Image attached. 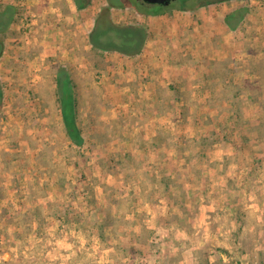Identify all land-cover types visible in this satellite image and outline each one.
Wrapping results in <instances>:
<instances>
[{"label": "crops", "instance_id": "crops-1", "mask_svg": "<svg viewBox=\"0 0 264 264\" xmlns=\"http://www.w3.org/2000/svg\"><path fill=\"white\" fill-rule=\"evenodd\" d=\"M22 1L33 19L27 50L4 43L0 66L14 54L16 66L24 56L30 72L39 73L29 72L37 83L28 95L34 104L20 110L27 121L16 119L9 131L19 152L13 155L8 145L0 150V264H71L81 251L97 264H251L252 250L240 245L246 226L250 232L264 226V185L257 178L264 170L253 180L259 170L252 163L254 155L264 161V141L258 143L264 111L241 86L259 82L249 73L264 61L255 48L262 35L246 19L253 22L255 14L231 30L225 16L234 10L218 4L156 16L112 9L115 23L145 25L147 37L139 54L102 53L105 64L95 67L87 36L105 0L94 10V0L83 8L73 0ZM248 29L256 37H245ZM54 57L73 71L77 147L87 138L93 146L91 155L74 156L73 163L52 152V142L45 150L46 134L55 128L58 150L60 136L65 139L55 74L44 71ZM82 67L86 74L75 79ZM82 79L101 87L99 111L81 110L79 98L87 95L75 82ZM71 168L77 175L67 177ZM81 173L90 187L84 199L68 188Z\"/></svg>", "mask_w": 264, "mask_h": 264}, {"label": "rangeland", "instance_id": "rangeland-1", "mask_svg": "<svg viewBox=\"0 0 264 264\" xmlns=\"http://www.w3.org/2000/svg\"><path fill=\"white\" fill-rule=\"evenodd\" d=\"M100 1L103 0H94L91 9H95L97 7H99V3ZM16 3V0H0V8H2L4 5H9L11 3ZM259 4L257 3L256 5H251L248 3V5L244 2V1H239V0H231V1H227V2H222V3H218V5L220 6L221 9H224L226 11H233L236 10L238 8H247L249 9V11L247 12V14L245 16H249L250 14L254 15L255 18H253V22H251L250 20L248 21L247 19V23H254V25L256 26V28H254L255 31H260L261 33V37H258V42L255 43V48L256 50L259 52V50L264 52V1L263 0H258ZM174 5V2L170 3L169 6L164 7L166 10H171L170 7ZM218 5L214 6V8L217 9ZM161 8V6L158 5H154L153 9H159ZM254 10V11H253ZM253 11V12H252ZM134 12L133 9L128 8V13ZM251 12V13H250ZM245 16L243 17V19L245 18ZM251 16V15H250ZM251 18V17H249ZM248 27V26H247ZM253 29V28H252ZM250 30L248 29V31L244 34L245 37H251L254 35L253 32H249ZM18 33V35L16 34ZM243 36V37H244ZM18 37V38H17ZM254 37H256V35H254ZM5 40L4 43H7L8 46L10 45H14V44H18V46H23V51L26 52L27 48H26V43H25V37L23 35V32L19 31V32H12L9 28V30L6 33L5 36ZM30 39V38H29ZM258 43V44H257ZM257 52V53H258ZM11 56H14V54H10ZM10 55L7 53L6 58H5V62L3 65L0 66V83L2 85V89H3V94H4V98H3V104H2V108L0 110V132L2 133V138H0V141H5L3 142V144H1L0 146V150H2L3 148H5L6 145L9 146V149H11V153L13 155H16V153L19 152L18 147H15V145H18V140L15 137V135L10 136V129H14V126L16 125L15 120L18 119L22 122H26L27 116L22 117L20 115V110L21 108H25L26 107H32V105L34 104V102L32 103V105L30 104V98H29V93L31 90L32 85H35L37 83V77L36 76H30L31 73H34V75H37L39 72L37 71H33L29 70V66L27 65V61L25 59V57L23 56V59L20 61V63L16 66L15 60L10 58ZM91 58L90 62L92 64L97 65V67H102L105 62L103 61V57L94 54V53H90ZM53 62L51 61V64L49 66H47V68L45 67L44 71L45 74H49L50 75H54L57 71L58 67H63L66 68L67 71L72 74L73 71L70 67L64 65V63L62 64L61 61H59L58 59H56V57H54ZM17 67V68H16ZM79 69V68H78ZM87 69V68H86ZM86 69L82 67L81 72H76L74 73L75 79H79L81 78V76H79V74H86ZM14 74H13V73ZM18 72L19 76L22 78L21 80H16V76L15 73ZM30 72V74H29ZM251 75H253V77H256L259 80L258 83H254V85H251L250 83H246L243 84V86H241V88L243 90H248L250 89L251 92H253L254 96H257V98H254V101H252V104L254 107H258V108H262V110L264 111V98H261V95H263V90H264V82L261 81L264 78V61L260 60L255 64L254 70L249 73ZM30 77H29V76ZM73 75V74H72ZM94 76V75H93ZM14 78V79H13ZM84 78V77H82ZM51 80V78H50ZM53 82V79L51 80ZM81 82H83V84L80 83V81H76L75 84H78V88L79 91L82 88H85V91L83 92V95H87V96H81L82 98H79V105L81 110L82 108L84 110H86L87 107H91L94 109H97L99 111L100 106H104L105 102H101L100 101V97L102 96L101 94V87L96 85V81L95 82H90L89 80H85L83 81V79L81 80ZM86 83V84H85ZM88 83V84H87ZM253 84V83H252ZM94 85V86H91ZM18 94V95H17ZM15 95H17V100L15 99ZM28 98V99H27ZM259 98V100H258ZM57 110V109H56ZM83 110V111H84ZM93 110V109H92ZM23 115V114H22ZM262 117L264 120V113H262ZM20 118V119H19ZM255 118V116L253 117ZM237 120L239 121V123L243 124V114L242 112L238 115ZM28 121H30V118H28ZM96 123L97 120L95 119ZM90 123V119L88 117L85 118V124ZM264 123V122H263ZM30 128H32L33 126L30 124L29 126ZM35 128V126H34ZM264 128V127H263ZM31 130V129H30ZM28 130V131H30ZM34 131H36L37 129H33ZM103 131V130H101ZM99 131V132H101ZM48 132V131H46ZM98 132V133H99ZM36 134H34V140L36 141V143L38 145L41 144V140L40 138H43L41 136V130H37V132H35ZM50 134H46V135H50L49 138H47L48 140L44 143L47 144L49 142H52L50 144V148L52 152H56V154H63L65 155L66 159H69L71 163H73V157L74 156H81L82 158L84 157H88L89 155H91V149L93 148V146L90 145V139H85L84 141V145L85 147L81 148V147H77V146H72L70 144H67L65 142V139L62 137V135L60 136L59 140H62V144L59 146V149H57V145H55L57 143V129L55 128L52 131L49 132ZM52 133V134H51ZM102 133L105 135V131L101 132L100 137L102 136ZM263 133H264V129H263ZM33 135V134H32ZM89 135V132H88ZM103 135V136H104ZM27 136V135H26ZM56 136V137H55ZM85 137H88L84 134ZM260 136V134H259ZM264 135L262 134L260 137V142L264 141ZM56 139V142H55ZM241 139V138H240ZM239 139V140H240ZM55 143V144H54ZM64 143V144H63ZM264 143V142H262ZM93 145V144H92ZM3 146V147H2ZM46 149L45 150H49V145L47 144V146H45ZM262 148L264 149V145H262ZM39 149H41V146L39 147ZM3 152V151H2ZM9 153V152H7ZM38 154H41V150H39L37 152ZM53 153V154H54ZM28 155V154H27ZM253 166H255L254 169L259 170V172L255 173V178L253 180H256V177L261 174V171L264 170V161L263 158H261L260 156H253ZM67 162V166H71V163ZM106 170L109 168H105ZM255 170V171H256ZM264 172V171H263ZM264 174V173H263ZM74 175H77L73 173L72 168L67 170V177H74ZM259 180H262L263 185H264V176H262L261 178L257 177ZM77 183L74 186H68L69 189H71V187L73 188H77V192H72L73 195L78 196L80 195L81 199H84L83 196V192L87 191L89 187L88 185H83L84 183H87L85 175H83L82 173L80 174V176L76 177ZM251 185H255V184H251ZM257 185V184H256ZM58 186H61L60 183L58 184ZM108 190V189H107ZM88 195V194H87ZM264 220V215L263 218ZM248 221L254 223L255 222V217L254 215H251V217L248 218ZM264 223V221H263ZM249 227H245L244 232V238L245 240L242 241L240 248H244L247 251H251L253 252L251 258L249 259V261L251 262V264H263L264 262V226H260V224H256L254 225V230H252L251 232L248 230ZM83 230L87 229V227H82ZM89 230V228L87 229ZM255 238H257V241L255 242ZM82 252V253H81ZM79 253H77L76 256L73 257L72 259V263L74 264L76 262L81 263V264H97L95 263V260L93 258V256L91 255H87V252L81 251ZM148 253V252H147ZM151 262L153 261V257L150 258ZM121 258H114V262L115 263H120Z\"/></svg>", "mask_w": 264, "mask_h": 264}, {"label": "trees", "instance_id": "trees-1", "mask_svg": "<svg viewBox=\"0 0 264 264\" xmlns=\"http://www.w3.org/2000/svg\"><path fill=\"white\" fill-rule=\"evenodd\" d=\"M231 0H175L171 10L193 11L197 8L216 5ZM246 1V0H239ZM77 8L88 6L90 0H73ZM106 6L100 8L94 18L92 30L87 36L91 53L101 56L102 53L115 52L124 56H135L141 52L147 37V27L142 24H118L111 19L112 9H133L143 16H156L164 13L161 7L153 9L143 7L135 0H105ZM249 9L238 8L225 16V24L231 30L237 28ZM16 8L4 5L0 8V57L3 53L4 39L9 27L14 22ZM95 67L97 65L93 64ZM55 97L61 111L65 136L76 146L82 144L81 130L77 123L76 101L73 95V83L66 68L58 67L55 73ZM3 104V90L0 83V110Z\"/></svg>", "mask_w": 264, "mask_h": 264}, {"label": "built area", "instance_id": "built-area-1", "mask_svg": "<svg viewBox=\"0 0 264 264\" xmlns=\"http://www.w3.org/2000/svg\"><path fill=\"white\" fill-rule=\"evenodd\" d=\"M16 8V13L14 16V22L12 23L18 30L23 32L25 37V43L27 44L30 41L31 27H32V16L28 10L26 4L22 0H16V3H11ZM3 90V89H2Z\"/></svg>", "mask_w": 264, "mask_h": 264}, {"label": "water", "instance_id": "water-1", "mask_svg": "<svg viewBox=\"0 0 264 264\" xmlns=\"http://www.w3.org/2000/svg\"><path fill=\"white\" fill-rule=\"evenodd\" d=\"M136 2H143L147 5H160L167 7L170 3L174 2L175 0H135Z\"/></svg>", "mask_w": 264, "mask_h": 264}, {"label": "flooded vegetation", "instance_id": "flooded-vegetation-1", "mask_svg": "<svg viewBox=\"0 0 264 264\" xmlns=\"http://www.w3.org/2000/svg\"><path fill=\"white\" fill-rule=\"evenodd\" d=\"M137 3L140 4L143 7L153 8V6H154V5H147V4L143 3V2H137ZM158 6H160V5H158ZM161 7H164V6H161Z\"/></svg>", "mask_w": 264, "mask_h": 264}]
</instances>
